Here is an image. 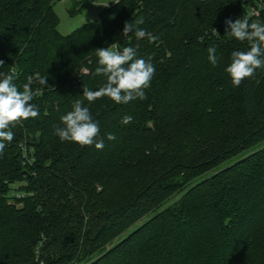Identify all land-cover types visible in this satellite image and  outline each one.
<instances>
[{
    "label": "trees",
    "instance_id": "obj_1",
    "mask_svg": "<svg viewBox=\"0 0 264 264\" xmlns=\"http://www.w3.org/2000/svg\"><path fill=\"white\" fill-rule=\"evenodd\" d=\"M57 1L0 0V74L15 69L21 91L47 78L31 86L39 116L0 154V264H264V146L234 160L264 143V72L234 87L225 71L250 48L225 21L264 23V7L248 15L264 0H119L65 35ZM136 20L155 41L122 35ZM114 43L150 58L147 98L89 103L83 89L106 83L96 49ZM76 100L99 121L102 150L54 134Z\"/></svg>",
    "mask_w": 264,
    "mask_h": 264
},
{
    "label": "clouds",
    "instance_id": "obj_2",
    "mask_svg": "<svg viewBox=\"0 0 264 264\" xmlns=\"http://www.w3.org/2000/svg\"><path fill=\"white\" fill-rule=\"evenodd\" d=\"M119 3V0H115ZM142 20L125 22L122 35L128 36L135 29V37L143 39L147 37L155 41L156 37L137 25ZM228 33L238 41H248L249 50L233 51L231 63L225 71L229 74L234 87H239L242 81L255 74L256 69L264 68V23L249 22L245 16L243 19H236L234 22L227 19ZM99 66L95 69L96 75L106 77V83L98 90L83 89V97L92 103L103 97L110 98L116 104H127L137 98L146 99L145 89L150 87L151 80L155 74L154 65L150 58L144 59L137 56V49L131 46L119 48L114 43L107 48L96 49ZM208 60L213 65L218 64L219 58L216 55V47L208 48ZM4 64L0 60V66ZM0 154H3L7 143L14 139V132L11 129L23 121L34 119L39 116V107L32 103L34 97L39 96L40 90H33L32 84L38 81L40 85L46 86L45 77L27 78L23 85V91L19 90L16 83L17 72L15 69L8 74H0ZM131 116L122 117L121 122L125 125L132 122ZM63 127L55 126L54 134L59 139L74 142L80 146H91L95 144L98 150L104 147L103 140L97 141L100 134L99 121L94 120L88 107L83 105L82 100H76L72 110L61 118ZM108 140H114L115 136L109 134Z\"/></svg>",
    "mask_w": 264,
    "mask_h": 264
},
{
    "label": "rangeland",
    "instance_id": "obj_3",
    "mask_svg": "<svg viewBox=\"0 0 264 264\" xmlns=\"http://www.w3.org/2000/svg\"><path fill=\"white\" fill-rule=\"evenodd\" d=\"M80 0H60L54 3L53 5V11L57 16L58 22L56 25V30L59 34L61 35H65L70 33L72 30H74L76 27L80 26L82 23H84L85 21H94L97 18V12L103 7L106 6L108 3H113L115 2V0H100L98 2L95 3H89L87 5H83V6H79L73 4L78 2ZM78 7V11H74L72 14V16L69 15V10ZM261 9H259L260 11ZM258 13L254 14V15H250L248 14L251 18H253V16H256ZM263 72H264V68H263ZM264 146V143L258 145V146H254L251 149L246 150L245 152L239 153L238 156L236 155L234 157V160L240 159L242 157L247 156L248 154H250L251 152L259 149L260 147ZM227 165V163L225 164ZM180 195V193H176L173 196H171L168 199L169 203L170 201L175 200L178 196ZM166 203V204H167ZM142 220H140L137 224H139ZM136 225H132L131 227H129L127 230H125L120 236L119 238L116 239H112V241L109 243L112 244L113 242L118 241L120 238H122L127 232H129L130 230H132ZM108 245V246H109Z\"/></svg>",
    "mask_w": 264,
    "mask_h": 264
},
{
    "label": "built area",
    "instance_id": "obj_4",
    "mask_svg": "<svg viewBox=\"0 0 264 264\" xmlns=\"http://www.w3.org/2000/svg\"><path fill=\"white\" fill-rule=\"evenodd\" d=\"M255 5L250 6V8L248 9V14L254 15L259 12V9H262L261 7H264L261 2H257Z\"/></svg>",
    "mask_w": 264,
    "mask_h": 264
}]
</instances>
